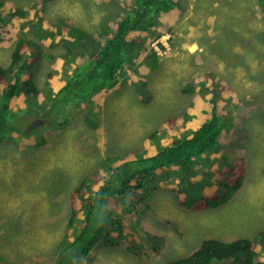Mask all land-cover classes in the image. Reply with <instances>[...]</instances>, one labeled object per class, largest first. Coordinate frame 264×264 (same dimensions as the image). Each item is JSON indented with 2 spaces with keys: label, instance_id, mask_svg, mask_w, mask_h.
I'll use <instances>...</instances> for the list:
<instances>
[{
  "label": "rangeland",
  "instance_id": "rangeland-1",
  "mask_svg": "<svg viewBox=\"0 0 264 264\" xmlns=\"http://www.w3.org/2000/svg\"><path fill=\"white\" fill-rule=\"evenodd\" d=\"M14 1L24 4L26 9L35 7V0ZM102 2L47 0L45 3L50 9L43 15L49 17L50 13L56 20L61 16L69 17L73 23L92 33L99 29L106 13V10H101ZM220 2L179 0L176 9L182 11V15H177V11L171 13L173 32L161 26L159 30L163 29L164 33L150 45V50L158 55V65L152 67L148 51L140 52L137 58L135 54L124 66L122 79L126 82L110 89L104 100L102 97L95 100L101 106L97 130L84 126L85 117L81 113L78 121L69 125L34 129L32 134H26L27 140L13 134L6 139L7 142L0 144V264L68 262L72 253L58 255V243L66 233L71 236V229L67 231L68 195L81 180L80 176L98 165L103 152L126 148L135 156L142 155L148 147H162L169 138L175 137L179 130L175 128L174 134L166 132L162 123L169 117L183 114L187 108L196 113L209 107L205 102L208 98L198 96L194 109L191 106L193 94L182 92L184 85L207 72L214 73V85L220 79L228 83L230 100L220 99L218 105L226 112V119L234 120L236 124L234 128L229 126L232 128L225 138L222 136L219 144L223 145L217 148L223 149L221 153L209 151L207 158L213 162L199 165L193 178L199 180L205 177V171L233 159L225 147H234L236 158L242 155L247 163L242 187L228 203L211 210L181 208L179 198L164 189L167 187L158 188L153 192L151 209L145 216L117 214L130 227L127 229L129 233L140 237L141 248H145L148 255L137 256L120 243L102 247L94 261L85 264H166L171 259L189 255L207 237L225 240L254 237L264 228V56L250 47L255 39L263 48L255 34L264 30V22L262 24L252 14L245 15L237 29V40L231 52L221 56L218 51L225 53L227 48L220 38H201L213 14L218 10L223 14L218 6ZM254 2L235 0L230 11L236 8L237 18L239 14H246ZM121 3L126 6L124 0H106L111 8L113 5L121 7ZM210 33L214 35L215 31ZM217 34L225 38L222 33ZM155 45L160 51L155 49ZM10 53L9 46L0 45V67L9 63ZM46 64L48 67L42 63L35 69L40 87L46 83L50 61ZM73 68L68 65L62 71H73ZM143 77L147 81L146 87L138 88L132 83ZM218 89L219 86H215L211 91L217 92L220 98L226 95V91L219 92ZM200 91L199 87L197 92L200 94ZM13 106L14 101L11 120L19 117L17 125L29 130L37 117L32 114L23 116L26 111L23 97ZM96 109L94 105L88 112ZM199 118H202L201 123L207 119L194 114L191 120ZM153 129H156V136L150 139L148 134ZM113 138H116L115 144H110ZM20 140L26 141L21 143ZM39 141L43 144L38 145ZM236 158L231 163H236L239 159ZM164 173L162 170L158 174ZM213 175L207 176L206 181L210 183ZM218 179L216 177L213 181ZM159 180L160 177L156 179V185H160ZM194 183L198 184V181L191 182V186H195ZM188 197L192 196L189 194ZM78 227L79 223H75L73 230L77 232Z\"/></svg>",
  "mask_w": 264,
  "mask_h": 264
},
{
  "label": "trees",
  "instance_id": "trees-1",
  "mask_svg": "<svg viewBox=\"0 0 264 264\" xmlns=\"http://www.w3.org/2000/svg\"><path fill=\"white\" fill-rule=\"evenodd\" d=\"M46 1L35 0V7H28V10L20 2L0 0V45L11 48L9 63L0 67V144L13 134L27 140L26 134H32L34 129L69 125L72 121H78L81 113L85 117L84 126L89 125L92 131L97 130L101 106L95 100L101 97L104 100L110 89L126 82L122 79L124 66L135 54L137 58L140 52L148 51L149 62L155 68L158 55L150 50L151 43L164 33L163 29L159 30L161 26L173 32L171 13L177 11V15H182V11L176 9L179 0H124L126 6L121 3V7L113 5L114 8L103 0L100 6L106 13L99 29L91 33L73 23L69 17L61 16L56 20L49 13V17L54 18L51 20L44 16L43 12L50 9ZM234 2L221 0L218 6L223 14L219 10L213 14L209 21L211 24L204 28L201 37L206 40L220 38L227 48L225 53L218 51L221 56L231 52L237 40V29L245 15L252 14L262 24L264 22V0H255L252 8L237 18L236 8L230 11ZM212 30L215 31L214 35H210ZM255 37L263 48L258 46L255 39L250 47L264 56V30H259ZM46 61H50V68L44 87H40L35 69L41 67L42 63L48 67ZM68 65L74 67L73 71L63 72ZM214 80V73L207 72L182 87L184 94H193L192 107L198 96H206L208 101L205 102L209 107L196 113L187 108L183 114L167 118L162 123L163 129L174 134L177 128L179 132L169 138L164 146H150L142 155L136 156L126 148L117 152H103L98 165L80 176L81 180L68 195L70 211L67 231L71 229V236L66 233L58 243V255L71 252L72 257L61 264L91 263L102 247L120 243L125 244L129 252L146 257L148 253L141 248L143 243L140 237L131 235L127 230L130 227L117 214L145 216L147 210L151 209L153 192L158 188L167 187L164 189L179 198L181 208L211 210L228 203L242 187L247 163L242 155L236 158L232 145L233 148H225L233 159L205 171V177L199 180L193 178L199 165L213 162L207 158L209 151L223 150L217 149L223 145L219 144L222 136L225 138L236 124L234 120L226 119V112L220 110L218 105L220 99L230 100L229 85L224 79L214 85ZM133 82L138 88L147 86L145 77ZM215 86H219V92L226 91V95L220 98L217 92L211 91ZM199 87L202 95L197 92ZM20 97L26 103L23 116L32 114L37 117L29 130L17 125L19 117L11 120L12 103L14 101L15 106ZM94 105L97 109L88 112ZM194 114L207 119L202 123V118L192 121ZM156 129L148 134L150 139L156 136ZM31 140L34 141H28ZM115 141L116 138H113L110 144H115ZM42 144L39 141L38 145ZM235 158H239L238 161L231 163ZM162 170L165 173L160 176L158 173ZM209 175H213L210 183L206 181ZM158 177L160 185L155 182ZM216 177L219 179L215 182L213 179ZM194 181H198V184L191 186ZM189 194L192 197H188ZM75 223H79L77 232L73 230ZM153 249L157 250V247L153 246ZM166 264H264V228L254 237L231 240L207 237L189 255L171 259Z\"/></svg>",
  "mask_w": 264,
  "mask_h": 264
},
{
  "label": "built area",
  "instance_id": "built-area-1",
  "mask_svg": "<svg viewBox=\"0 0 264 264\" xmlns=\"http://www.w3.org/2000/svg\"><path fill=\"white\" fill-rule=\"evenodd\" d=\"M155 49L158 51L159 50V48L155 45Z\"/></svg>",
  "mask_w": 264,
  "mask_h": 264
},
{
  "label": "bare ground",
  "instance_id": "bare-ground-1",
  "mask_svg": "<svg viewBox=\"0 0 264 264\" xmlns=\"http://www.w3.org/2000/svg\"><path fill=\"white\" fill-rule=\"evenodd\" d=\"M114 31V30H113ZM94 42V41H93ZM160 51V50H159ZM104 95V94H103ZM93 104V103H92ZM219 153H221V152H219ZM160 172V171H159ZM153 176V175H152ZM48 220V219H47ZM203 239V238H202ZM224 240V239H223Z\"/></svg>",
  "mask_w": 264,
  "mask_h": 264
},
{
  "label": "crops",
  "instance_id": "crops-1",
  "mask_svg": "<svg viewBox=\"0 0 264 264\" xmlns=\"http://www.w3.org/2000/svg\"><path fill=\"white\" fill-rule=\"evenodd\" d=\"M254 56L257 57V54H255Z\"/></svg>",
  "mask_w": 264,
  "mask_h": 264
}]
</instances>
